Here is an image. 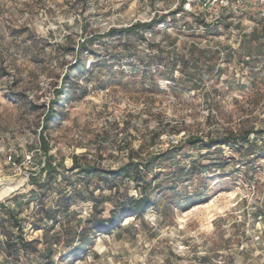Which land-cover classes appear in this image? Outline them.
Masks as SVG:
<instances>
[{
    "label": "rangeland",
    "instance_id": "obj_1",
    "mask_svg": "<svg viewBox=\"0 0 264 264\" xmlns=\"http://www.w3.org/2000/svg\"><path fill=\"white\" fill-rule=\"evenodd\" d=\"M184 3L0 0V180L18 182L0 195V264H264V21L208 24ZM245 131L253 133L243 146L234 140ZM41 132L61 164L56 182L43 174L42 189L29 181L45 160ZM195 136L231 140L208 149L188 143ZM72 155L103 169L132 164L128 176L87 178L67 170ZM138 175L157 203L143 218L68 254L77 221L93 213L95 202L80 201L50 233L60 239L53 257L41 256L44 232L33 229L41 201L50 207L62 189H88L87 198H111L98 206L108 216L113 201L139 195ZM11 214L26 241L41 240L38 252L13 249L21 232Z\"/></svg>",
    "mask_w": 264,
    "mask_h": 264
},
{
    "label": "trees",
    "instance_id": "obj_2",
    "mask_svg": "<svg viewBox=\"0 0 264 264\" xmlns=\"http://www.w3.org/2000/svg\"><path fill=\"white\" fill-rule=\"evenodd\" d=\"M158 19H152L148 23H134L132 24L128 30L133 31L138 28H141L143 26L151 27L153 23H156ZM87 40L83 41L79 47L83 48L87 44ZM79 55L77 54L76 62L74 65L71 66V68H76L77 62L79 61ZM81 61H79L80 64ZM84 66V65H83ZM59 91H57V94L59 95L63 91V86H60ZM55 100L53 104L58 102V97H55ZM56 110L55 106H49L48 111L45 113L43 118V125L42 130L46 129L48 127V123L56 116ZM253 133V131H245L243 135L238 139H235V142L242 141V145L248 144L250 134ZM257 133H264V131H257ZM231 140V137L224 136L221 138H208L207 141H204L201 137L195 136L189 139L188 143L195 144L198 142H204L206 148L211 149L214 146H222L224 144H227ZM40 144L41 149L43 151V156L45 158L44 161H42L39 172L38 173H30L29 181L30 184H33L36 186V188H43L42 185V176L43 174H46L49 178V181L56 182L58 178L59 173V165L60 163H54L52 160V155L49 154L50 146L48 142V136L44 133H40ZM154 158H157L155 156ZM71 166L67 169L71 173H77L79 175L85 176L87 178H92L95 176H99L102 180L113 178L116 179L120 175L128 176L129 174V167L132 163H128L126 165L121 166L119 169H103L100 167L98 163H80L78 161L77 155H72L71 157ZM208 165H205L207 167ZM182 171L185 170V167L181 168ZM176 175H172V177ZM171 177V178H172ZM138 182H143V188L140 191L139 195L137 197H123L119 198L115 201H113L112 208L109 211L108 216H104L103 212L104 209H99V203H104L106 201L111 200L110 197H107L105 195H98V197L91 195V198H87L86 194H88V189H74L73 191H65V189H62L60 192V197L56 201L55 205H51L50 207H47L46 204L41 201L40 206L35 212L36 221L33 229L34 230H40L42 229L44 234V248L41 253V256L46 255V258L51 259L55 252V247L60 244V239L54 238L55 235H51L50 233L55 229L57 224L59 223V219L61 216L68 215L70 213L75 214L76 212L72 208L74 205L79 203L80 201L86 202V201H92L95 202L93 206V213L90 215L89 218L83 220L79 219L76 224V229L73 231L74 235L71 238H68L66 241L67 247L69 248L68 254H81L87 251L88 247L91 245L90 239L93 238L92 236H95L99 233H101L104 230H115L118 227L121 226L123 221L126 219L132 218V219H139L143 218L146 213L154 206L157 205L155 199L153 198L154 191H147V186L151 185V182L145 181L144 177L141 175H138ZM64 180H67L68 178L64 175ZM172 182V188H175L178 184L177 179L173 178L171 180ZM71 184V183H70ZM71 186V185H70ZM67 189V188H66ZM99 200V201H97ZM11 219L13 221L14 226L17 230H19L21 233L18 235L19 241L14 245H10V242L7 243L9 246V250L13 248L17 253L20 251H31V252H38V246L41 243V240L38 239H32L30 241H26L23 237V229L24 224L18 221L14 217L13 214H11ZM47 222H51L52 225L49 227L46 225ZM83 225V226H82ZM81 230H78L79 227H81ZM58 233V232H57Z\"/></svg>",
    "mask_w": 264,
    "mask_h": 264
},
{
    "label": "built area",
    "instance_id": "obj_3",
    "mask_svg": "<svg viewBox=\"0 0 264 264\" xmlns=\"http://www.w3.org/2000/svg\"><path fill=\"white\" fill-rule=\"evenodd\" d=\"M197 7L198 16L208 24L230 22L237 25L242 19H247V24L255 27L264 21V0H185L183 4L185 11H195ZM172 25V21L167 20L161 21L158 27L167 30ZM179 143L180 140L174 135L168 140L171 146H177Z\"/></svg>",
    "mask_w": 264,
    "mask_h": 264
},
{
    "label": "water",
    "instance_id": "obj_4",
    "mask_svg": "<svg viewBox=\"0 0 264 264\" xmlns=\"http://www.w3.org/2000/svg\"><path fill=\"white\" fill-rule=\"evenodd\" d=\"M18 186L17 180H0V195L13 192Z\"/></svg>",
    "mask_w": 264,
    "mask_h": 264
}]
</instances>
